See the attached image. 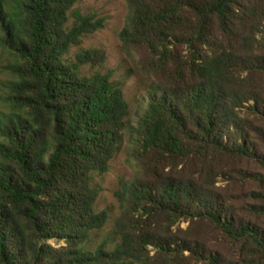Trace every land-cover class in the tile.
Wrapping results in <instances>:
<instances>
[{
    "label": "trees",
    "instance_id": "trees-1",
    "mask_svg": "<svg viewBox=\"0 0 264 264\" xmlns=\"http://www.w3.org/2000/svg\"><path fill=\"white\" fill-rule=\"evenodd\" d=\"M125 1L122 50L143 54L130 73L149 81L137 123L112 73L82 74L103 52L68 59L104 20L75 11L81 0H0V264H237L174 235L184 220L264 264V229L231 190L256 186L246 210L264 216V0ZM127 147L137 176L117 194L114 236L93 246L110 220L97 179Z\"/></svg>",
    "mask_w": 264,
    "mask_h": 264
},
{
    "label": "rangeland",
    "instance_id": "rangeland-1",
    "mask_svg": "<svg viewBox=\"0 0 264 264\" xmlns=\"http://www.w3.org/2000/svg\"><path fill=\"white\" fill-rule=\"evenodd\" d=\"M74 10L84 15L95 16L97 19L104 20L105 27L87 36L82 46L72 48L68 59L74 62L76 55L83 51L97 50L103 52L106 56L104 65L97 68H92L90 65L85 66L82 69V74L91 76L96 72L104 74L112 73L113 81L123 85L126 99L131 105L134 123H137L138 117L143 113L147 105L146 88L149 81L145 74L139 75L136 72L130 73V70H135L136 64L140 63L143 54L140 53L135 60H131L122 50L120 34L125 28L130 14L128 4L125 0H81ZM5 63V58L0 57V119L2 120L4 119V113H9V94L7 89L9 77L3 68ZM225 163H228L227 166H225V170H230L231 175L239 179L234 169H238L241 166H236V168L233 169L231 166L232 164H230L232 162ZM244 167L256 169L254 168L256 166L252 165ZM137 172L136 162L129 158L127 147L116 155L111 163L109 173L97 179L100 184L101 194L97 201L96 209L98 212L107 211L110 215V220L105 230L94 236L93 246H97L114 236L116 220L120 215V203L117 194L122 190L123 183L131 182L137 176ZM216 179L219 182L218 187H227L222 176L216 177ZM256 188L257 187L254 185L237 182L231 190L239 197L235 205L240 217L246 220L252 219V221L264 229V216L250 217V214L246 210V204L253 202V199L248 196V193L249 191L256 190ZM171 231L176 236H190L189 238L209 246L214 251H218L227 263L240 264L243 261L244 256L240 253L239 248L231 241L224 239L212 226L208 225V223L184 220L173 226ZM51 243L54 246L56 245L55 241ZM151 251L153 256L157 254L155 248L152 247ZM187 256H191V254L187 253ZM191 264L204 263L192 262Z\"/></svg>",
    "mask_w": 264,
    "mask_h": 264
}]
</instances>
